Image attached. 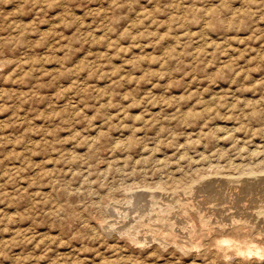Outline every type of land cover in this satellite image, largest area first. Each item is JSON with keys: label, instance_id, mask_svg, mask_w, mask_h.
Instances as JSON below:
<instances>
[{"label": "rangeland", "instance_id": "1", "mask_svg": "<svg viewBox=\"0 0 264 264\" xmlns=\"http://www.w3.org/2000/svg\"><path fill=\"white\" fill-rule=\"evenodd\" d=\"M263 165L264 0H0V264H264Z\"/></svg>", "mask_w": 264, "mask_h": 264}, {"label": "bare ground", "instance_id": "2", "mask_svg": "<svg viewBox=\"0 0 264 264\" xmlns=\"http://www.w3.org/2000/svg\"><path fill=\"white\" fill-rule=\"evenodd\" d=\"M260 162V166H261V160L259 161ZM263 163V162H262ZM252 166V165H251ZM251 166H249V167H251ZM256 166H258V165H256ZM255 166V167H256ZM264 166V165H263ZM262 167V166H261ZM238 168V167H237ZM246 168V167H245ZM254 168V167H253ZM259 168V167H258ZM263 168V167H262ZM259 169H261V168H259ZM248 170V169H247ZM251 170V169H250ZM261 171V170H260ZM253 172V171H252ZM251 172V173H252ZM257 172V171H256ZM238 173V172H237ZM236 173V174H237ZM241 173V172H240ZM239 173V174H240ZM243 173V172H242ZM245 173V172H244ZM251 173H249V175L251 174ZM216 174H217V172H216ZM234 174V173H233ZM253 174V173H252ZM259 174V173H258ZM260 174H262V173H260ZM202 175V174H201ZM226 175V174H225ZM229 175V174H228ZM247 175V174H246ZM255 175V174H254ZM254 175H251V176H253L254 177ZM263 175V174H262ZM261 175V176H262ZM233 176H236L237 177V175H232V178H233ZM258 176V175H257ZM209 177H210V175H209ZM221 177V176H220ZM223 177V176H222ZM247 177H248V175H247ZM260 177V176H259ZM195 178V177H194ZM199 177H197V179H198ZM214 178H216V177H214ZM226 178V177H225ZM231 178V177H230ZM239 178H240V176H239ZM238 178V179H239ZM243 178V177H242ZM258 178V177H257ZM262 178V177H261ZM203 179H204V177H203ZM206 179V178H205ZM210 179V178H209ZM235 179V178H234ZM233 179V180H234ZM237 179V178H236ZM249 179H250V177H249ZM254 179V178H253ZM255 179H256V176H255ZM254 179V180H255ZM208 180V179H207ZM230 180V179H229ZM232 180V179H231ZM230 180V181H231ZM203 181V180H202ZM201 181V182H202ZM223 181V180H222ZM225 181V180H224ZM246 181H250V180H246ZM251 181H253V180H251ZM219 182V181H218ZM236 182V181H235ZM234 182V183H235ZM240 182V181H239ZM243 182V181H242ZM245 182V181H244ZM243 182V183H244ZM190 183H192V182H190ZM189 183V184H190ZM228 183V182H227ZM241 183V182H240ZM240 183H236V184H240ZM188 184V185H189ZM196 183H194L193 184V186L195 185ZM229 184V183H228ZM230 184H231V182H230ZM242 184V183H241ZM264 184V183H263ZM205 185V184H204ZM206 185H208V184H206ZM205 185V186H206ZM216 185V184H215ZM218 185V184H217ZM233 185V184H232ZM245 185V184H244ZM262 185V184H261ZM183 186H185V185H183ZM212 186V185H211ZM180 187V186H179ZM197 187H198V185H197ZM203 187V186H202ZM228 187V186H227ZM249 187H251L250 185H249ZM175 188H178V187H175ZM206 188V187H205ZM209 188V187H208ZM216 188H217V186H216ZM221 187H219V189H220ZM230 188V187H229ZM233 188H235V186L233 187ZM237 188V187H236ZM174 189V188H173ZM193 189V188H192ZM192 189H191V187H190V189L189 190H191L192 191ZM200 189H202V188H200ZM199 189V190H200ZM225 189V188H224ZM231 189V188H230ZM229 189V190H230ZM241 189V188H240ZM261 189V188H260ZM205 190V189H204ZM223 190V189H222ZM234 190V189H233ZM180 191H181V188H180ZM188 191V190H187ZM186 191V192H187ZM203 191V190H202ZM207 191V190H206ZM209 191H210V188H209ZM214 191V190H213ZM216 191V190H215ZM219 192H220V190H218ZM217 191V192H218ZM225 191H227V189L225 190ZM236 191V190H235ZM241 191H242V189H241ZM260 191V190H259ZM184 191H182V193H183ZM190 192V191H189ZM205 192V191H204ZM212 192V191H211ZM230 192V191H229ZM238 192V191H237ZM175 193V192H174ZM179 193V192H178ZM177 193V191H176V194H178ZM215 193V192H214ZM232 193V192H231ZM246 193H247V191H246ZM151 194V193H150ZM157 194V193H156ZM155 194V195H156ZM172 194H173V191H172ZM189 194V193H188ZM205 193H203V195H204ZM223 194V193H222ZM222 194H220V195H222ZM243 194V193H242ZM242 194H240V195H242ZM154 195V196H155ZM185 195V194H184ZM190 195H191V192H190ZM202 195V194H201ZM214 195V194H213ZM215 195H216V193H215ZM218 195V194H217ZM224 195H225V193H224ZM227 195V194H226ZM233 195V194H232ZM238 195V194H237ZM258 195V194H257ZM262 195H263V193H262ZM161 196V195H160ZM160 196H158V197H160ZM171 196V195H170ZM170 196H169V198H170ZM178 196H181V195H178ZM183 196V195H182ZM193 196V195H192ZM195 196V195H194ZM234 196V195H233ZM233 196H231V197H233ZM251 196V193H250V195H249V197ZM256 196V195H255ZM258 196H260V195H258ZM149 197V196H148ZM151 197H153L152 195H151ZM157 197V198H158ZM172 197V196H171ZM176 197V196H175ZM198 197V196H197ZM208 197V196H207ZM227 197V196H226ZM229 197H230V195H229ZM228 197V198H229ZM156 198V201L158 202V199H160V198H158L157 199ZM165 198V197H164ZM167 198V197H166ZM179 198V197H178ZM181 198V197H180ZM202 198H203V196H202ZM222 198V197H221ZM225 198V197H224ZM246 198V197H245ZM247 198H248V196H247ZM253 198V197H252ZM257 198H259V197H257ZM262 198V197H261ZM149 199V198H148ZM153 199V198H152ZM176 199H177V197H176ZM186 199H187V197H186ZM198 199H199V197H198ZM197 199V200H198ZM210 199V198H209ZM241 199V198H240ZM251 199V198H250ZM249 199V200H250ZM161 200V199H160ZM159 200V201H160ZM167 200V199H166ZM181 200H182V198H181ZM184 200V199H183ZM196 200V199H195ZM201 200V199H200ZM212 200V199H211ZM214 200H216V199H214ZM213 200V201H214ZM228 200V199H227ZM172 201V200H171ZM174 201V200H173ZM187 201V200H186ZM185 201V202H186ZM193 201V200H192ZM192 201H190V202H192ZM223 201H224V199H223ZM230 200H228V201H226V202H229ZM232 201H233V199H232ZM252 201H253V199H252ZM261 201V200H260ZM166 202H169V201H166ZM178 202H180V201H178L177 200V202L176 203H178ZM188 202V201H187ZM186 202V203H187ZM195 202V201H194ZM201 202V201H200ZM209 202V201H208ZM216 202V201H215ZM234 202V201H233ZM246 202V201H245ZM250 202V201H249ZM162 203V202H161ZM170 203H172V202H170ZM181 203V202H180ZM186 203L184 204V209H185V207H186ZM203 202H201V204H202ZM248 203V202H247ZM261 203V202H260ZM173 204H174V202H173ZM179 204V203H178ZM189 204V203H188ZM230 204V203H229ZM236 204V203H235ZM250 204V203H249ZM262 204V203H261ZM151 205V204H150ZM157 205V204H156ZM155 205V206H156ZM162 204H160V205H158L154 210H152L151 212H153V213H149V214H146L147 216L144 218V219H140V220H137V221H140V223L143 225V224H150V221L151 220H159V221H166L167 220V225L166 226H168V231H169V233H174V231H175V222H176V220H174V219H172V217H171V213L174 211V205H171V204H167V205H165V206H161ZM200 204H198V206H199ZM204 205V204H203ZM211 205H212V203H211ZM222 205V204H221ZM227 205V204H226ZM225 205V206H226ZM231 205H232V202H231ZM245 205V204H244ZM258 205V204H257ZM153 206V205H152ZM183 206V205H182ZM189 206H190V204H189ZM188 206V207H189ZM192 206V205H191ZM196 206V205H195ZM228 206V205H227ZM238 206H239V204H238ZM263 206V205H262ZM133 207V206H132ZM151 207V206H150ZM179 207H181L180 205H179ZM213 207V206H212ZM217 207H219V205H217ZM221 207V206H220ZM240 207V206H239ZM258 207V206H257ZM176 208V207H175ZM216 208V207H215ZM222 208H224V207H222ZM242 208H244V207H242ZM253 208V207H252ZM259 208V207H258ZM264 208V206L262 207V209ZM184 209H182V208H180V210H184ZM208 209V208H207ZM219 209V208H218ZM254 209V208H253ZM260 209H261V207H260ZM149 210V209H148ZM177 210H178V208H177ZM186 210V209H185ZM184 210V211H185ZM191 210V209H190ZM197 210H199V209H197ZM215 210V209H214ZM217 210V209H216ZM234 210V209H233ZM237 210V209H236ZM242 210V209H241ZM264 210V209H263ZM193 211V210H192ZM201 211V210H200ZM243 211V210H242ZM247 211V210H246ZM255 211V210H254ZM262 211V210H261ZM139 212V211H138ZM155 212V213H154ZM181 212V211H180ZM197 213H198V211H196ZM203 212H204V210H203ZM203 212H201V213H203ZM213 212V211H212ZM252 212V211H251ZM256 212V211H255ZM264 212V211H263ZM263 212H261V213H263ZM185 213V212H184ZM205 213H206V210H205ZM208 213V212H207ZM215 213V212H214ZM221 213V212H220ZM228 213V212H227ZM244 213V212H243ZM179 214V213H178ZM181 214L183 215V213L181 212ZM194 214H196V213H194ZM204 214V213H203ZM203 214H201V215H203ZM219 214V213H218ZM231 214V213H230ZM233 214V213H232ZM239 214V213H238ZM251 214V213H250ZM252 214H253V212H252ZM258 214V213H257ZM260 214V213H259ZM258 214V215H259ZM172 215H174V214H172ZM200 215V214H199ZM200 215V216H201ZM208 215V214H207ZM210 215V214H209ZM217 215V214H216ZM145 216V215H144ZM177 216H179V215H177ZM213 216V215H212ZM211 216V217H212ZM226 216V215H225ZM231 216V215H230ZM241 216V215H240ZM249 216V215H248ZM251 216V215H250ZM141 217V216H140ZM180 217V216H179ZM178 217V218H179ZM186 217H187V215H186ZM193 217H195V215L193 216ZM199 217V216H198ZM205 217V216H204ZM242 217V216H241ZM256 217V216H255ZM259 217V216H258ZM263 217V216H262ZM174 218V217H173ZM182 218H185V217H182ZM188 218V217H187ZM214 218H216V216L214 217ZM221 218V217H220ZM231 218V217H230ZM254 218V217H253ZM138 219V218H137ZM192 219V218H191ZM196 219V218H195ZM207 219H208V217H207ZM217 219V218H216ZM233 219L235 220V218H234V216H233ZM245 219H246V217H245ZM250 219V218H249ZM251 219H252V217H251ZM259 219V218H258ZM260 219H261V216H260ZM206 220V219H205ZM209 220H211V219H209ZM221 220V219H220ZM220 220L218 219V221L220 222ZM232 220V219H231ZM243 220H244V218H243ZM183 221V220H182ZM186 222L188 221V220H185ZM194 221V220H193ZM222 221V220H221ZM238 221V220H237ZM246 221V220H245ZM263 221V220H262ZM155 222V221H154ZM185 222V223H186ZM210 222V221H209ZM214 222H215V220H214ZM223 222H224V220H223ZM233 222V221H232ZM256 222V221H255ZM159 223V222H158ZM203 222H200V224H202ZM205 223V222H204ZM216 223V222H215ZM241 223V222H240ZM178 224H179V222H178ZM191 224V223H190ZM198 224V223H197ZM210 224V223H209ZM214 224V223H213ZM217 224H219V223H217ZM225 224V223H224ZM242 224H244V223H242ZM262 224V223H261ZM131 225V224H130ZM165 225V224H164ZM183 225V224H182ZM189 225V224H188ZM203 225V224H202ZM236 225V224H235ZM249 225H251V224H248V226ZM184 226H186V225H184ZM193 226V225H192ZM195 226V225H194ZM199 226H201V225H199ZM210 226V225H209ZM240 226V225H239ZM252 226V225H251ZM255 226V225H254ZM134 227H136V226H134ZM147 227V226H146ZM178 227V226H177ZM187 227V226H186ZM189 227V226H188ZM197 227V226H196ZM196 227H194V228H196ZM202 227V226H201ZM200 227V228H201ZM203 227H204V225H203ZM207 227V226H206ZM223 227V226H222ZM148 228V227H147ZM155 228V227H154ZM193 228V229H194ZM199 228V229H200ZM128 229V228H127ZM141 229H142V227H141ZM140 229V230H141ZM184 229V228H183ZM190 229V228H189ZM192 229V230H193ZM129 230V229H128ZM151 230V229H150ZM186 230V229H185ZM185 230H184V232H185ZM122 231H123V229H122ZM139 231V230H138ZM188 231V230H187ZM186 231V232H187ZM260 231H262L261 229H260ZM126 232V231H125ZM130 232H131V230H130ZM177 232V231H176ZM159 233V232H158ZM190 233V232H189ZM128 234V233H127ZM162 234H163V232H162ZM191 234V233H190ZM246 234V233H245ZM166 236H167V234H165ZM189 235V234H188ZM195 235V234H194ZM131 236V235H130ZM175 236H173L172 238H174ZM226 237H228V236H226ZM193 238H194V236H193ZM195 238H196V236H195ZM223 238H224V236H223ZM231 238H234V237H231ZM197 239V238H196ZM219 239H221V238H219ZM245 239V238H244ZM139 240V239H138ZM233 240V239H232ZM237 240V239H236ZM221 241V240H220ZM222 241L223 242H230L231 241V239H229V238H224V239H222ZM221 241V242H222ZM245 241V240H244ZM243 241V242H244ZM236 242V241H235ZM238 242V241H237ZM242 242V243H243ZM199 243V242H198ZM206 243V242H205ZM190 244H192V243H190ZM232 244H234L236 247H237V249H238V251L240 252V253H246V254H255L256 256L257 255H261V254H264V247H262V246H260V245H258V244H256V242L254 243V242H245L243 245L242 244H235L234 242L232 243ZM227 245V244H226ZM215 247H216V245H215ZM219 248V247H218ZM223 248V247H222ZM215 251H217L216 249H215ZM237 254V253H236ZM242 254H240V255H242ZM248 255V256H249ZM253 256V255H252ZM258 256V257H259ZM250 257V256H249ZM261 257V256H260ZM264 257V256H263ZM263 257H261V258H263Z\"/></svg>", "mask_w": 264, "mask_h": 264}]
</instances>
